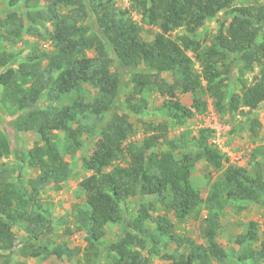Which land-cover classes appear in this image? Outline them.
<instances>
[{
    "label": "trees",
    "instance_id": "16d2710c",
    "mask_svg": "<svg viewBox=\"0 0 264 264\" xmlns=\"http://www.w3.org/2000/svg\"><path fill=\"white\" fill-rule=\"evenodd\" d=\"M44 1L52 10L60 7L68 10L65 14L57 13L51 23L49 38L54 51L42 56L47 66L42 69L39 65L42 58L31 54L17 68H12L9 64L15 56L0 55V86L22 113L15 120L14 128L34 131L38 137L26 152L15 153L0 132V159L16 156L17 161L39 172L30 190L21 186V191L5 175H0V264H9L17 254L35 258L41 250L59 258L58 250L48 252L36 244L38 227L49 225H45L40 212L30 214L28 206L39 187L61 183L69 177V165L52 140L53 133L62 134L64 151L73 156L85 131L82 120L89 113L98 118L99 123L94 126L100 137L92 153L80 157L81 168L90 172L80 182L87 207L82 217L88 243L86 253L89 249L95 251L94 256L102 257L104 253L110 258L108 264H148L138 250L131 248L133 235L149 234L145 223L151 221L158 238L169 237V219L165 215L151 217L157 204L179 221L199 207L202 200L191 183L192 164L199 160L212 169H223L222 179L212 184L209 200L217 197L222 187L227 199L264 206V178L259 173L248 176L242 168L227 165V158L210 145L209 131L200 130L191 139L188 133L169 138L165 125H149L150 134L140 144L124 146L132 126L127 115L118 111L126 75L130 76L128 84H133L135 97H141L150 85L171 99L175 98V92L194 96L204 82L217 112L234 113L239 109L251 112L264 104V2L256 0L235 6L234 0H129L132 10L159 30L149 43L140 37L139 28L126 17L125 11L113 10V0ZM40 2L7 0V10L15 17L16 11L24 9L28 19L37 23L45 14ZM221 12H228L232 17L229 29L226 33L220 30L208 43H202L196 38V32ZM176 30L182 33L168 37ZM90 50L95 57L86 55ZM195 61L200 74L194 70ZM254 67L257 74L253 80L242 82L239 75L253 71ZM162 73L170 74L172 83L161 79ZM237 81L241 86L235 92L233 87ZM84 85L97 90L92 101L87 100ZM133 96L126 98V109L139 114L146 105L145 100L141 97L142 103L139 100L132 104ZM167 103L176 115H189V110L177 101ZM194 103L197 107L203 106L198 98ZM249 121L250 131L254 133L260 125L255 119ZM176 149L185 151L178 160L173 156ZM124 150L125 165H113ZM5 165L0 162V167ZM14 169L16 179L21 166ZM129 198H136L131 209L124 204ZM22 221L28 222L24 230L30 239L17 242L13 228ZM33 223L37 227L32 228ZM209 223L203 226L202 232L210 255L222 258L224 254L215 242L216 225ZM108 224H119L121 230L115 241L104 245L101 238ZM255 227L251 223L246 234L237 240L240 251L236 261L240 264L248 260L250 264H259L264 260V238L257 248H252L259 241ZM141 244L139 240L140 247ZM200 258L202 255L189 254L170 264H196Z\"/></svg>",
    "mask_w": 264,
    "mask_h": 264
},
{
    "label": "rangeland",
    "instance_id": "374dc122",
    "mask_svg": "<svg viewBox=\"0 0 264 264\" xmlns=\"http://www.w3.org/2000/svg\"><path fill=\"white\" fill-rule=\"evenodd\" d=\"M255 2L256 0H234V5L241 6ZM260 2H264V0H260ZM40 6L45 12L44 19L37 17V23H33L24 14V9L16 11L14 17L11 15L12 11L7 10V0H0V20L3 22L0 25V55L10 53L15 56L9 64L12 68H17L31 54L41 59L43 54L50 55L54 51L49 38L51 23L57 13L65 14L68 10L61 7L52 10L47 7L44 0H41ZM112 8L115 12L125 11L126 17L130 18L139 28L140 37L146 42H153L154 36L159 30L148 24L139 13L133 11L129 6V0H113ZM231 18L228 12L218 13L214 18L208 19L204 26L196 32V38L206 44L220 30L226 33ZM85 23L86 21L83 22V24ZM181 33V30H176L171 32L168 37L174 38ZM86 55L95 57L92 50L87 51ZM189 56L194 60L192 54ZM39 65L44 69L47 66V60L43 57ZM194 65V70L200 74V68L196 61ZM256 74L257 68L254 67L253 71L240 74L239 79L242 82L250 83ZM129 77V75L124 77V87L118 110L120 114L127 115L128 122L132 126V133L127 137L124 146L127 143L140 144L143 138L150 134L149 125H165L169 138H175L181 133H188V137L191 139L190 137H196L197 133L204 129L210 132V145L227 158V165L242 168L248 176L259 173L264 178V104L251 112L246 109H239L234 113H220L214 110L212 99L204 89V82L201 83L202 87L196 95L175 92V98L172 99L161 95L154 85H150L141 95L146 105L141 113L135 114L130 109H126L127 103H125L126 98L133 96V84H128ZM160 78L168 84L172 83L170 74L162 73ZM240 86V81L235 82L234 91H239ZM83 89L88 101H92L98 93L90 85H84ZM141 97L134 95L131 100L132 104L138 103ZM197 98L203 103L202 107H197L194 103ZM141 100L140 103H142ZM168 101H177L186 110H189V115H176V112L167 103ZM53 103L58 104L57 101ZM21 114L10 99L5 96V91L0 86V132L7 137L10 147L15 153L26 152L38 140L34 131H18L14 128L13 124L18 117H21ZM250 119H255L260 125L254 130V133L250 131ZM98 123V118L90 113L82 120V129L85 131L80 137V147L73 156L65 153L62 134L53 133L52 140L60 150L64 161L69 165V177L61 183H51L39 187L38 190L35 189L37 190L36 193L31 191L32 194L35 193L36 197L28 206V212L30 214L40 212L46 222L45 225H49V227L42 229L38 227L36 233H40L36 244L48 252L58 250L59 258L53 254L48 255L41 250L40 255L35 258L14 255L9 264L109 263L110 258L106 257L104 253H102V257L94 256L95 251L91 249L86 253L85 249L88 243L86 230L83 228L84 220L82 219L87 207L80 182L88 177L90 172L81 168L80 157H87L94 150V143L100 137L94 126ZM72 126L75 127L76 124L73 123ZM189 148L192 149V146ZM184 152L176 149L173 156L178 160ZM125 161L126 153L124 150L113 165L124 166ZM0 162L6 164L0 167V175H5L12 181V186L20 191L21 186L30 190L31 182L36 179L38 170L27 166L26 163L17 161V157L12 155L0 159ZM17 165L21 166V170L20 176L15 179L17 172L14 167ZM222 177L223 169H212L203 160L193 163L191 183L199 192L202 200L199 207L185 219L179 221L171 213L164 212L162 206L157 204L156 210L151 212V217L165 215L169 219V237L158 238L154 223L147 221L145 226L149 229V234L136 232V236L133 235L135 240L131 248L138 250L148 264H170L172 261L185 259L189 254L202 255V258L196 260V264H240L236 261L240 251L237 240L246 234L251 223L256 226L255 230L259 240L253 244L252 248H257L264 238V206L227 199L222 187L219 189L217 197L209 200L212 184L221 180ZM134 203H136V198L125 200V208L131 209ZM37 205L40 207L38 208ZM207 221L211 223V226H213L212 223L216 225L215 242L224 254L222 258H215L210 255L211 250L202 232ZM27 223L22 221L13 228L17 242L30 239L24 230ZM35 227L37 224L33 223L32 228ZM120 230L121 225L108 224L105 227L101 242L108 245L115 241ZM139 240L142 241V247L138 245ZM250 263V260L246 261V264ZM259 264H264V260Z\"/></svg>",
    "mask_w": 264,
    "mask_h": 264
}]
</instances>
